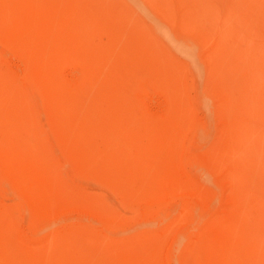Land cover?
I'll list each match as a JSON object with an SVG mask.
<instances>
[{
	"label": "bare ground",
	"instance_id": "obj_1",
	"mask_svg": "<svg viewBox=\"0 0 264 264\" xmlns=\"http://www.w3.org/2000/svg\"><path fill=\"white\" fill-rule=\"evenodd\" d=\"M146 1L0 0V264H264V0Z\"/></svg>",
	"mask_w": 264,
	"mask_h": 264
},
{
	"label": "rangeland",
	"instance_id": "obj_2",
	"mask_svg": "<svg viewBox=\"0 0 264 264\" xmlns=\"http://www.w3.org/2000/svg\"><path fill=\"white\" fill-rule=\"evenodd\" d=\"M121 3H125L128 8H131L137 16H140L145 23H147L151 30H153L154 34L158 35V38L161 40L163 44L168 43L169 40V31L165 30L160 24L159 17L157 13H155L152 6L147 3L146 0H118ZM132 3L134 5H130ZM165 24V22H163ZM159 24L161 28L159 27ZM168 26V25H167ZM168 28V27H167ZM174 29L171 26V36L173 35ZM157 37V36H156ZM193 78H195L193 76ZM198 85V84H197ZM200 87V85H198ZM218 120L215 117H212L210 123L213 126H218ZM219 127V126H218ZM220 131V130H219ZM216 136H220L219 132L216 131ZM203 137V136H202ZM208 174V173H207ZM206 172L204 175H207ZM0 200L4 203L6 207H8L13 214L19 215V213H23L27 210L26 200L21 196L19 192V188L10 183L3 175L0 174ZM189 228L185 233H189ZM178 250H175L173 254V259L177 258Z\"/></svg>",
	"mask_w": 264,
	"mask_h": 264
}]
</instances>
